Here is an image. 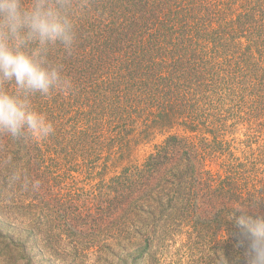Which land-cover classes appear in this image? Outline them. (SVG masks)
Listing matches in <instances>:
<instances>
[{
	"label": "trees",
	"instance_id": "1",
	"mask_svg": "<svg viewBox=\"0 0 264 264\" xmlns=\"http://www.w3.org/2000/svg\"><path fill=\"white\" fill-rule=\"evenodd\" d=\"M72 2L48 54L72 89L31 98L54 133H0V264H247L229 219L264 217V0Z\"/></svg>",
	"mask_w": 264,
	"mask_h": 264
},
{
	"label": "clouds",
	"instance_id": "2",
	"mask_svg": "<svg viewBox=\"0 0 264 264\" xmlns=\"http://www.w3.org/2000/svg\"><path fill=\"white\" fill-rule=\"evenodd\" d=\"M73 15L72 0H31L28 6L24 0H0V85L15 84L11 93L0 87V133L35 140L54 133L52 123L32 106L31 98L71 91L62 66L51 63L48 54L57 45L66 52L73 49ZM244 207L238 208L237 219L230 216L233 234L246 248L247 264H264V217L248 215ZM217 264H223L222 258Z\"/></svg>",
	"mask_w": 264,
	"mask_h": 264
},
{
	"label": "rangeland",
	"instance_id": "3",
	"mask_svg": "<svg viewBox=\"0 0 264 264\" xmlns=\"http://www.w3.org/2000/svg\"><path fill=\"white\" fill-rule=\"evenodd\" d=\"M164 136H158L153 142L147 143L145 145L137 146L136 150L132 153V156L128 160H125L119 163L117 166L113 167V169L106 174V177H110L115 172L121 170L125 165L129 164V162H141L147 156V154L153 149V145L155 143H160L163 140Z\"/></svg>",
	"mask_w": 264,
	"mask_h": 264
}]
</instances>
